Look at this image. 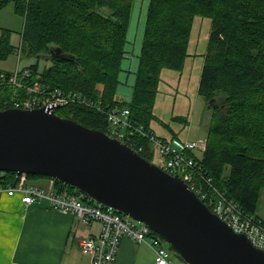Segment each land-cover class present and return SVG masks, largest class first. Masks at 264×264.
Wrapping results in <instances>:
<instances>
[{
	"label": "trees",
	"instance_id": "obj_1",
	"mask_svg": "<svg viewBox=\"0 0 264 264\" xmlns=\"http://www.w3.org/2000/svg\"><path fill=\"white\" fill-rule=\"evenodd\" d=\"M11 2L24 17L20 52L38 57L26 66L34 78L50 89L81 93L104 110L129 107L133 134L125 142L150 161L157 153L143 133L154 134L162 71L184 69L195 19H211L198 87L210 114L206 149L201 156L194 150L187 154L213 178V186L197 178L205 190L218 197L215 187L246 213L256 214L264 189V0H150L130 100L121 99L118 90L134 0H0V11ZM56 48L73 58L49 57ZM15 51L11 30L2 28L0 60ZM40 58L53 62L41 68ZM15 91L0 83V109L11 107ZM104 110L70 103L56 112L109 133ZM4 172L0 187L15 185L19 172ZM34 176L50 177L28 174ZM56 187L96 201L59 179Z\"/></svg>",
	"mask_w": 264,
	"mask_h": 264
},
{
	"label": "water",
	"instance_id": "obj_2",
	"mask_svg": "<svg viewBox=\"0 0 264 264\" xmlns=\"http://www.w3.org/2000/svg\"><path fill=\"white\" fill-rule=\"evenodd\" d=\"M49 57L73 58L60 48ZM0 171L73 185L146 223L188 264H264V250L234 231L180 175L56 110L0 109Z\"/></svg>",
	"mask_w": 264,
	"mask_h": 264
},
{
	"label": "built area",
	"instance_id": "obj_3",
	"mask_svg": "<svg viewBox=\"0 0 264 264\" xmlns=\"http://www.w3.org/2000/svg\"><path fill=\"white\" fill-rule=\"evenodd\" d=\"M18 51L20 53L21 50ZM0 83L11 85L16 89L15 94L8 100L11 107L23 109L43 107L46 110H57L59 106L61 108L70 103H78L104 110L100 103L81 93L46 87L40 80L34 78L31 69L26 66L0 72ZM104 111L110 122L108 134L123 142L126 138H130L133 134L130 108L117 105ZM143 134L150 137L155 152L164 160L163 168L166 171L180 175L212 211L227 222L234 231L247 235L255 246L264 250V219L256 214L246 213L235 201L214 187L218 194V197H215L197 182V178H200L213 186V178L198 166L193 156L187 154L188 150H205V140L185 141L179 146L172 138ZM139 150L141 151L142 147ZM0 173L5 172L0 171ZM17 178L15 185L0 187V191L5 190L9 194L21 192L26 204L46 199L54 208L75 214L85 225L101 222L102 228L98 236L79 239L80 247L91 257V264H114L123 238L148 244L155 254L153 264H173L172 250L165 245L164 238L146 223L100 202H85L81 194L72 192L68 188L59 189L56 187L55 177H49L48 187L31 183L26 173H18Z\"/></svg>",
	"mask_w": 264,
	"mask_h": 264
},
{
	"label": "crops",
	"instance_id": "obj_4",
	"mask_svg": "<svg viewBox=\"0 0 264 264\" xmlns=\"http://www.w3.org/2000/svg\"><path fill=\"white\" fill-rule=\"evenodd\" d=\"M210 29L211 19L197 17L184 69L162 71L155 103L158 118L152 121L151 129L158 137L172 138L179 146L185 141H206L209 112L206 117L200 114L203 130L195 131L193 123ZM175 117H183V120ZM203 151L193 152L201 156ZM30 182L48 187L49 177L36 181L31 178ZM256 215L264 219V189L260 192ZM101 228V222L85 225L75 214L54 208L46 199L26 204L21 192L0 191V264H91V257L80 247L79 239L98 236ZM154 258L148 244L123 238L114 264H153ZM173 264L180 263L173 258Z\"/></svg>",
	"mask_w": 264,
	"mask_h": 264
},
{
	"label": "rangeland",
	"instance_id": "obj_5",
	"mask_svg": "<svg viewBox=\"0 0 264 264\" xmlns=\"http://www.w3.org/2000/svg\"><path fill=\"white\" fill-rule=\"evenodd\" d=\"M150 0H134L131 20L128 30V43L127 53L122 64V71L120 73L121 83L119 85V95L125 100H130L136 77V69L139 61V53L143 42L144 29L146 23L147 12L149 8ZM24 27V17L17 14L14 10V4L11 2L0 11V37L2 34V28L11 30V41L17 47V51L11 54L7 59L0 60V69L3 70H15L17 67L23 68L30 64L36 63L38 57L27 56L25 53L20 52L22 40V31ZM199 57V56H198ZM52 59L40 58L39 64L41 68L50 66ZM162 80V79H161ZM199 105H197L196 118L194 120L195 131L202 129L200 126L204 121H199L200 114H208L205 107L204 99L199 95ZM60 109V108H59ZM198 120V121H197ZM193 126V125H192ZM203 130V129H202ZM203 135V133L201 134ZM157 153V152H156ZM155 164L164 167V160L157 153L153 159ZM43 176H34L33 180L42 179ZM165 245L169 248V243L165 241ZM172 258L178 261L180 264H188L183 258H181L176 251H172Z\"/></svg>",
	"mask_w": 264,
	"mask_h": 264
},
{
	"label": "bare ground",
	"instance_id": "obj_6",
	"mask_svg": "<svg viewBox=\"0 0 264 264\" xmlns=\"http://www.w3.org/2000/svg\"><path fill=\"white\" fill-rule=\"evenodd\" d=\"M57 111V110H56Z\"/></svg>",
	"mask_w": 264,
	"mask_h": 264
}]
</instances>
